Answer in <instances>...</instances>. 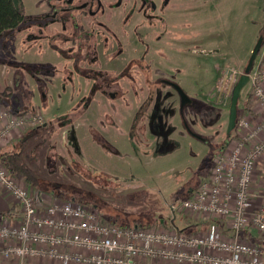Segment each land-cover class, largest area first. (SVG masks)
Returning <instances> with one entry per match:
<instances>
[{
    "label": "rangeland",
    "instance_id": "1",
    "mask_svg": "<svg viewBox=\"0 0 264 264\" xmlns=\"http://www.w3.org/2000/svg\"><path fill=\"white\" fill-rule=\"evenodd\" d=\"M181 5L183 17L196 25L192 33L196 43L190 46L191 53L186 54L183 46L167 58L164 75L193 100L183 108L186 126L181 122L179 97L169 86L161 95L149 88L153 100L161 105L147 113L143 80L134 85L140 89L136 96L129 95L126 81L122 86L126 101L102 102L100 108L98 95L91 96L86 107L80 105L88 86L80 93L71 92L75 95L65 93L59 108L43 107L34 98L31 105L29 97L21 94L20 60L28 63L40 53L22 43V35L15 29L0 36V92L5 94L0 103L16 112L34 110L43 116L40 126L25 129L7 148H17L26 136L24 160L40 178L29 189L95 206L104 220L119 225L162 224L188 232L212 222L184 213L181 203L208 175L220 148L231 141L234 129L227 133L231 93L261 34L264 0H181ZM129 47L125 45L127 55L122 62L104 64V68L119 71L130 56H140L143 51L140 46ZM263 48L253 67L261 60ZM263 115L247 83L238 99L237 116L256 125ZM62 116L66 118L63 123L58 119L63 120ZM132 118L135 124L130 127ZM98 133L106 140H98ZM260 165L258 177L264 179V163ZM256 234L258 240H264ZM243 236L241 230L239 237Z\"/></svg>",
    "mask_w": 264,
    "mask_h": 264
},
{
    "label": "built area",
    "instance_id": "2",
    "mask_svg": "<svg viewBox=\"0 0 264 264\" xmlns=\"http://www.w3.org/2000/svg\"><path fill=\"white\" fill-rule=\"evenodd\" d=\"M263 57L248 83L264 112ZM42 123L38 111L16 112L0 103V154L25 129ZM230 140L214 156L205 179L182 200L184 213L212 219L205 230L193 232L106 221L95 206L29 189L0 160V189L17 211L0 217V264H264V247L239 237L248 229L264 236V179L258 177L264 115L256 125L237 116ZM254 184H263L258 193Z\"/></svg>",
    "mask_w": 264,
    "mask_h": 264
},
{
    "label": "flooded vegetation",
    "instance_id": "3",
    "mask_svg": "<svg viewBox=\"0 0 264 264\" xmlns=\"http://www.w3.org/2000/svg\"><path fill=\"white\" fill-rule=\"evenodd\" d=\"M21 4L24 15L15 30L22 35V43L40 53L28 63L20 60L21 94L29 97L31 105L34 98L43 107L59 108L65 93H80L88 86L80 105L86 107L90 97L98 95L100 108L102 102L113 105L118 99L126 101L122 88L126 81L129 95L136 96L140 89L137 91L134 85L143 80L147 113L161 105L153 100L149 88L161 95L169 86L179 97L181 122L186 126L183 108L193 100L188 96L190 100L181 104L173 86L179 84L164 75L167 58L183 46L186 54L191 53L190 46L196 43L192 34L196 25L183 17L181 0H21ZM187 9L193 11V7ZM127 42L142 47L141 55L130 56L119 71L105 69L104 64L123 61ZM58 119L66 121L65 117ZM134 124L132 118L130 127ZM98 134V140H106Z\"/></svg>",
    "mask_w": 264,
    "mask_h": 264
},
{
    "label": "trees",
    "instance_id": "4",
    "mask_svg": "<svg viewBox=\"0 0 264 264\" xmlns=\"http://www.w3.org/2000/svg\"><path fill=\"white\" fill-rule=\"evenodd\" d=\"M24 15V10L21 4V0H0V36L7 34L16 28L17 24L21 21ZM263 36L261 48L264 47V25L261 30ZM264 49V48H263ZM260 51V50H259ZM264 56V51H263ZM4 92H0V100L2 102V97ZM27 145L26 136L19 142L17 148H11L4 150L0 154V160L3 165L10 171L11 174L21 178L27 185H33L39 183V174L36 170L32 169L27 162L24 160L23 149ZM79 201H83L81 197L78 198ZM13 208V207H12ZM12 208L9 211H12ZM135 224H139L135 222ZM181 231H186L185 228L180 229ZM195 230H188V232H193Z\"/></svg>",
    "mask_w": 264,
    "mask_h": 264
},
{
    "label": "water",
    "instance_id": "5",
    "mask_svg": "<svg viewBox=\"0 0 264 264\" xmlns=\"http://www.w3.org/2000/svg\"><path fill=\"white\" fill-rule=\"evenodd\" d=\"M262 39L263 36L260 35L251 51L247 64L244 68V73L239 76L233 87L231 99H230V105H229V113L227 118V133H230L235 127V122L237 118L238 99L240 98L242 88L248 83L249 80L248 74L252 70L254 59L256 58L259 50L261 49ZM173 86L176 88V91L178 92L181 98V104H184L186 101L190 100L188 95L179 85L173 84Z\"/></svg>",
    "mask_w": 264,
    "mask_h": 264
},
{
    "label": "crops",
    "instance_id": "6",
    "mask_svg": "<svg viewBox=\"0 0 264 264\" xmlns=\"http://www.w3.org/2000/svg\"><path fill=\"white\" fill-rule=\"evenodd\" d=\"M10 147H12V146H10ZM260 166H262V165H259V168H261ZM259 180H260L259 182H261V179H259ZM259 186L260 185H257V184L253 185L254 192L258 193V191L260 190ZM31 189H33V187H31ZM192 190L193 189H190V192ZM10 208H12V211H9ZM16 213H17V211H16V207L14 206L13 201L11 199H9L8 197H6L0 189V217L3 215H6V214L15 215ZM159 225H162V224H159ZM208 225H205V224L200 225L197 231L205 230L208 227ZM224 231L228 237H231L233 235V232L230 229H224ZM243 232H244L243 239L251 241V242H256V243H258L264 247V240L263 239L258 240L257 239L258 234H256V232L253 229H248V230H245ZM29 264H46V263L45 262L37 263L36 261H30Z\"/></svg>",
    "mask_w": 264,
    "mask_h": 264
}]
</instances>
